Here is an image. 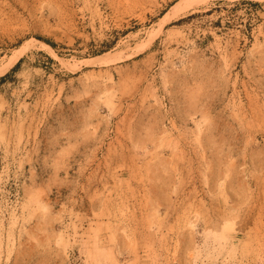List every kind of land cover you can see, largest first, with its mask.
<instances>
[{
  "label": "rangeland",
  "instance_id": "obj_1",
  "mask_svg": "<svg viewBox=\"0 0 264 264\" xmlns=\"http://www.w3.org/2000/svg\"><path fill=\"white\" fill-rule=\"evenodd\" d=\"M0 264H264V0H0Z\"/></svg>",
  "mask_w": 264,
  "mask_h": 264
}]
</instances>
